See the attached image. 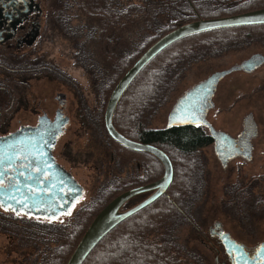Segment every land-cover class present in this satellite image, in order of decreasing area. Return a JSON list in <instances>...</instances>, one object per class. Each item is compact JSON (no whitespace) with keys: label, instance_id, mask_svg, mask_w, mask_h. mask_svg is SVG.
I'll use <instances>...</instances> for the list:
<instances>
[{"label":"rangeland","instance_id":"obj_1","mask_svg":"<svg viewBox=\"0 0 264 264\" xmlns=\"http://www.w3.org/2000/svg\"><path fill=\"white\" fill-rule=\"evenodd\" d=\"M62 1L64 0H53L54 20L60 23L59 20L63 19L64 23L58 27L54 25L52 39H44L39 51V55L42 54L45 60L54 65L53 81L38 76L23 94L22 101H0V125L5 117L6 130L12 131L20 125L35 124L42 113L52 117L59 107L55 96L59 92L64 93L62 108L69 117V124L56 140L53 154L56 162L69 171L82 186L80 204L86 207L77 215L80 219L88 217V222L104 203L105 195L108 196L110 189H129L161 176L162 165L157 160L120 146L107 135L103 125L106 101L118 75L111 70L113 60L116 56L134 52L143 39L154 32L148 27L155 24L156 18H160V9L153 4L145 5L142 0H123L121 3L125 8L133 5L140 9L129 11L114 27H108L107 32H103L100 14L89 15V8L87 12H83L75 0ZM257 1L261 3L264 0ZM97 4L102 9L106 5L114 7L111 1L105 5V0H99ZM90 7L98 8L95 5ZM66 27L69 33L76 34L75 38L61 35L67 32L64 29ZM244 31L235 32L233 38L237 43L216 46V37L220 35L206 33L197 38H188L165 51L163 56L196 45L192 59L171 76L169 86V81L167 82L158 107L146 118V125L149 128L166 127L169 111L185 91L205 80L212 72L227 69L256 51H264V39L261 36L264 31L250 29L247 33L252 35V39H247ZM227 33L230 34L231 31ZM102 34L109 36L103 38ZM109 38L111 39L108 41ZM210 40L214 41L206 42ZM77 43H81L83 48V54L78 57L75 55L79 50ZM237 44L238 47L234 48ZM58 71L65 76L64 82L60 80L62 75ZM261 81H264V64L248 74L234 70L225 75L216 87L213 107L206 114V120L215 130L237 135L242 129L244 116L251 112L259 131L258 136L251 139V158L248 160L235 156L223 166L212 145L193 154L176 153L173 159L176 162L180 159L176 165L179 166L177 173L183 178H175L167 193L173 200V190L178 189L179 185L183 200L176 196L173 201L182 204L184 210L176 209L171 222L175 226L162 235L150 234V241L166 238L163 243H166V249L172 251H181L184 245L189 252L207 264H215L216 256L214 251L201 243V239L204 235H209V229L215 221L221 222L223 230L248 248L264 242V101H257L264 99V94H258L257 91ZM125 100L119 101L117 108L123 104L124 109ZM6 108L11 109L3 112ZM147 194L135 196L123 208L133 206ZM158 203L161 200L150 208L143 209L140 217L159 209L160 207L155 209ZM188 204L191 205L190 210L187 209ZM103 243L96 246L93 254L96 250L99 253L103 249ZM169 256L173 259V264H196L187 259V255L185 257L179 254V260H174V255ZM90 261L91 257L84 264H89Z\"/></svg>","mask_w":264,"mask_h":264},{"label":"flooded vegetation","instance_id":"obj_2","mask_svg":"<svg viewBox=\"0 0 264 264\" xmlns=\"http://www.w3.org/2000/svg\"><path fill=\"white\" fill-rule=\"evenodd\" d=\"M247 1L248 0H232L231 2L234 4H243ZM54 9L53 0H0L1 103L3 101H22L23 94L38 79V76H44L50 81H53L55 72L54 65L52 62L45 60L42 54L39 55V51H41L44 39H52L54 25H57L58 27L62 26L64 23L63 19L59 20L60 23H58V21L55 22ZM64 29L68 33H61V35L75 38L76 34L69 33L68 27ZM258 30L264 31V29ZM248 34L250 33H247V39H252V35ZM261 36L262 39H264V32L261 33ZM77 45L80 46L81 43H77L76 46ZM81 51L82 49L76 51L75 55L77 57L80 56L82 53ZM251 59L253 60L250 64L254 65L253 68L251 70L243 68L239 69V71L248 74L261 68L264 64V51H256L234 65H239L240 63ZM58 73L60 72L58 71ZM63 77L65 76L62 75L60 80L64 82ZM220 79L216 81L213 87V92L208 100V103L210 101L211 104L207 111L213 107V96ZM203 81L204 80L201 82ZM257 91L258 94H264V81L260 82ZM55 100L59 102V107L55 109L52 117L47 116L51 121L53 120L57 110L61 116H66L62 108L63 101L65 100L64 93H57ZM257 101H264V99H258ZM7 109L8 108L4 109L3 112ZM43 114L45 113H42L39 116H42ZM248 115H251V119L249 122H246L248 125L245 126L244 120L248 117ZM37 120L33 125H20L15 130L9 131L6 130L5 123L7 119L4 117L0 125V137L11 134L22 126H35L37 124ZM199 127L204 129L206 128V132L210 135L206 126L200 125ZM217 131L223 132L228 136V139L225 138L219 140V142H221V148L220 155H217L215 152V139L210 135L213 139L211 145L213 146L214 152L223 166L235 156H242L248 160L251 158L253 148L251 139L256 138L259 134L256 122L253 119L251 112L244 116L242 129L237 135H231L229 132L222 130ZM54 145L52 146L53 157ZM61 167L70 174V172L63 166ZM36 172V167L30 168L26 162L17 161L15 162L14 167L9 168L8 173L4 178V184L5 186L17 185L18 183L33 185L38 182L36 180L33 181ZM23 180H25V183ZM61 183L63 182L59 181V184ZM61 190L62 191L57 194L58 198L55 199L54 203L48 205L50 208L45 211V214H43L42 210L38 211V209L35 213H31L30 211L26 212L23 210L13 211L10 207L7 209L5 207H0V264H62L63 257L69 250V244L74 239L71 238L70 232L80 231L84 227L81 221L83 217L80 219L77 213L79 214L80 210H84L86 206L84 204H80V200L83 195L82 188L81 197L75 199L67 210L64 211V205L68 203L73 195L70 194V191H68L64 186ZM124 190L125 189H123V191ZM149 194L150 192L147 196ZM72 211L73 213H71ZM29 213H31V215H29ZM221 224V222L215 221L209 229V235H204L203 239H201V243L204 244V246L215 252V264H237V259L240 255L238 252L235 253L233 248L226 246L227 244L221 237L222 233L228 234L231 240L241 245L248 255V258L254 260L255 262H259L261 260L259 258V254L264 256V242H261L258 246L248 248L243 243L232 238L227 231L223 230ZM165 245L166 243L162 244L164 247ZM169 248L172 247L169 246ZM181 249V251L176 250L172 252L173 255L176 256V260L181 259L179 254H183L185 257L187 255V259L193 260L196 264H207L206 261L202 260L194 253L189 252L184 245Z\"/></svg>","mask_w":264,"mask_h":264},{"label":"trees","instance_id":"obj_3","mask_svg":"<svg viewBox=\"0 0 264 264\" xmlns=\"http://www.w3.org/2000/svg\"><path fill=\"white\" fill-rule=\"evenodd\" d=\"M65 1L67 0H64L62 2ZM75 1L80 4H78L77 6L83 9V12H87L89 8V15L92 16L97 13L100 14V22H102L101 30L103 32H107L108 27L109 29L111 27H114L116 23L120 22V19L124 15L129 14V11L140 9L139 7L133 5L126 6L125 8V6L121 3L123 2V0H105V5L107 4V2L111 1V5H113L114 7H108V3V6L106 5V8L103 9L97 4L99 0ZM142 1L145 3V5L153 4L155 6H158L160 9V18H156L155 24L148 27V29H152L154 32L143 39L138 49L126 56L115 57L111 65V70L115 74H118L116 75V82L148 46H150L158 37L163 35L165 32H168L169 30L175 28L176 26L197 19L222 17L264 7V1L258 3L257 0H248L243 4H234L231 2L232 0ZM92 5H95L98 8L95 7L91 9L90 6ZM250 29H264V24L218 28L189 35L174 42L163 51H161L156 57H154L138 73V75L126 88L119 99V101H121L122 99H126L125 108L123 109V104H121V106L117 108L119 101L117 102L112 116L114 127L124 136L139 142L153 144L162 149L169 156L174 170L173 181L169 188L173 185L175 178H179V180L183 178L181 175H178L179 173H177V168H179V166L176 165H178V160L180 161V159H177L176 162V160L173 159L174 157H176L175 154L179 153L182 155H187L196 153L203 147L211 145L213 139L204 128L199 126H166L163 128H149L148 125H146V118L147 116H149L151 111H154L158 107L157 104L161 100L160 98L162 96L163 89L165 88V86H167V82L169 81V86L173 75L177 71L182 69V66L185 65L186 62H189V59H192L194 55V48L196 45L185 47L182 50L173 51L165 56H163L162 54L172 46H176L177 44L183 42L188 38L194 36L195 38H197L199 35H203L206 33L217 34V36L220 35L219 37H216L218 40L217 43H214L216 46H220V44L226 45L228 43H237L235 37L233 38L235 32L239 30H245L247 33L250 31ZM228 31H231V33L228 34ZM108 34H102L101 36L105 38L106 36L110 35ZM112 37L114 36L112 35ZM111 38H109L108 41ZM211 41L214 40L206 42ZM228 47L231 48L233 46ZM237 47L238 44L234 48ZM78 48L79 50L83 49L81 45ZM144 154L152 157L154 160H157L154 156L148 153ZM158 163L161 165L159 161ZM189 175H187V177ZM182 184L183 183H181V185ZM178 187L180 188L179 185ZM169 188L162 196H160L152 204L144 208V210H146L157 203L159 200H161V203H158L155 206V209L160 207L159 209L150 211V215L145 214L140 217V214L143 213L142 209L122 221L101 239L99 243L104 242L103 249L99 253L96 250V252L93 254V251L99 244L98 243L82 264H84L85 261H87V259L90 257L91 261L89 264H173V259L171 258V256H169L173 255V251L168 250L166 249V247L162 246L164 242L163 240H165L166 238H161L160 241L158 239H156L155 241H150L148 239L150 234L162 235L164 231H169L170 228H173L175 225H171V222L173 221L175 210H184L182 204L175 203L173 201L176 196L179 199L181 198L180 200H183L181 195L182 191H179V188L173 190L172 200L168 197L167 192L169 191ZM110 190V192H108V196L105 195V201L101 206H99L100 208H98V211L109 200L123 191H119L120 189L118 190L113 188ZM130 200H128L127 202H129ZM127 202L121 207L122 210L126 209L123 207L127 204ZM187 209H191L190 204H188ZM95 214L92 215V218L89 219L90 221L88 220V222V217L84 216L82 218L81 221L84 227L80 231L70 232V236L75 237L73 242H70L69 244V250L64 255L62 264H64L66 259L70 256L71 252L81 238L80 237L78 239L79 235H83ZM183 216H185V214H183ZM174 260H176L175 255Z\"/></svg>","mask_w":264,"mask_h":264},{"label":"water","instance_id":"obj_4","mask_svg":"<svg viewBox=\"0 0 264 264\" xmlns=\"http://www.w3.org/2000/svg\"><path fill=\"white\" fill-rule=\"evenodd\" d=\"M259 24H264V7L233 15L197 19L182 23L158 37L118 79L106 101L103 113L105 131L114 142L122 147L133 152L148 153L154 156L161 163L163 173L158 179L126 189L109 200L95 214L65 264H82L106 234L128 217L152 204L166 192L173 181L174 170L172 162L162 149L153 144L130 139L120 133L113 125L112 116L115 106L133 79L161 51L184 37L218 28ZM252 60L244 61L231 68L216 71L206 80L186 91L176 100L169 111L166 126H206L210 135L215 139V152L217 155H220L221 142L219 140L228 139V136L223 132L215 130L206 120L205 115L211 104L210 101L208 103V100L217 80L234 70L243 68L251 70L254 66L250 64ZM250 119L251 115L245 118V126L248 125L246 122H249ZM68 124L69 117L61 116L57 110L52 121L47 115L43 114L38 117L35 126H22L17 131L0 137V171L5 172V175L0 177V179H3L4 183V178L9 168L14 167L17 161H24L30 168L36 167L37 169L33 181L36 180L38 182L31 185L35 190L34 197L28 191L27 186L30 184L18 183L17 185H7L0 188V199H3L6 204L10 205V208H15L16 211H30L31 213H35L38 209V211L42 210L43 214H45V211L50 208L48 205L54 203L55 199L58 198L57 194L62 191L63 186L73 195L68 203L64 205V211L67 210L75 199L81 197L82 187L68 172L55 162L52 155V146L58 137L65 132ZM59 181L63 183L59 184ZM12 187H19L21 192L31 197L27 208L8 199L9 195H12L16 196V200H20V196L12 190ZM149 192L150 194L138 203L120 210L131 198ZM34 202H39V205L34 206ZM221 237L227 244V247L233 248L235 253H240L237 264H264V256L259 254L261 260L255 262L248 258L242 246L231 240L228 234L222 233Z\"/></svg>","mask_w":264,"mask_h":264},{"label":"snow or ice","instance_id":"obj_5","mask_svg":"<svg viewBox=\"0 0 264 264\" xmlns=\"http://www.w3.org/2000/svg\"><path fill=\"white\" fill-rule=\"evenodd\" d=\"M5 175L4 171H0V177H3ZM5 187L4 180L0 179V188ZM28 191L32 193V196H35V190H33L31 185H28ZM12 190L16 192L20 196V200H16V196L9 195L8 199L15 201L17 204H22L24 208H27L28 202L30 201L31 197L29 195H26L25 193L20 191L19 187H12ZM39 202H34V206H38ZM0 207H5L6 209L10 207V205L6 204L3 199H0ZM13 211H16L15 208L12 209ZM31 215V213H29Z\"/></svg>","mask_w":264,"mask_h":264}]
</instances>
